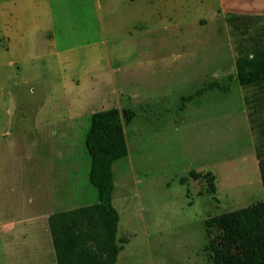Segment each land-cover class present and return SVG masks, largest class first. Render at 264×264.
I'll use <instances>...</instances> for the list:
<instances>
[{
	"label": "rangeland",
	"instance_id": "obj_1",
	"mask_svg": "<svg viewBox=\"0 0 264 264\" xmlns=\"http://www.w3.org/2000/svg\"><path fill=\"white\" fill-rule=\"evenodd\" d=\"M170 1L49 0L57 31L52 47L44 38L25 53H0V264H44L30 262L29 248L20 245L23 233L26 242L44 237L37 228L41 157L66 161L73 182L79 166V195L89 194L86 202L70 206L62 198L59 209L93 204L98 196L85 173L91 157L83 126L89 127V116L62 141L61 129L33 128L32 117L42 107L62 112L71 103L84 104L91 114L113 108L135 112L131 124L123 119L130 157L113 167L119 178L114 205L121 217L116 264H215L207 219L264 202L254 166L264 156V79L242 86L249 131L236 113L240 84L231 83L238 71L264 66V17L228 18L238 71L223 82L221 66L231 57L225 39L211 40L222 45L221 63L209 62L215 58L210 52L184 48L185 39L165 40L166 33L201 31L195 19L212 18L202 5L213 0H188L183 8ZM172 10L170 21L184 16L185 22L167 29ZM210 20L208 31L226 32L221 18ZM209 81L230 87L228 95L185 100ZM214 148L217 161L210 159ZM119 163L127 169L121 171Z\"/></svg>",
	"mask_w": 264,
	"mask_h": 264
},
{
	"label": "crops",
	"instance_id": "obj_2",
	"mask_svg": "<svg viewBox=\"0 0 264 264\" xmlns=\"http://www.w3.org/2000/svg\"><path fill=\"white\" fill-rule=\"evenodd\" d=\"M128 1L134 2L136 0H128ZM190 3L191 2L188 0H181V1L171 0L169 6L171 5L172 7H177L180 5L183 8L188 6ZM202 6H204L205 8H210L212 12L211 14L212 18H208L206 16L196 17L195 24L197 26L199 25V27L202 29L201 31L190 33V31L179 30V32H177L176 34L166 33L165 40L176 39L179 42L180 39L181 40L185 39L180 42V44L183 45L184 48L186 49L188 48V50L195 48L194 50H192L193 52L200 50H202L204 53L210 52V54L215 56V58L214 59L211 58L208 61L211 62L213 60L214 62H216L217 59L218 62L220 61L219 63H221V60L219 59L220 57L217 56L221 54L222 45L216 41H211V40H216L218 38L225 39L223 44L228 45L230 49L229 54L231 56L229 58V62L226 61L225 63L227 64L221 66L223 67V72L220 74L222 77V81L225 82L226 80H229V77H231L232 73L235 72L237 73L238 71V60H237L238 58H237V50H236L237 48L236 45L233 43L232 35L230 32V26L227 20L231 16L264 17V0H213L212 3L207 2ZM180 11L181 14L184 12V10H180ZM175 14L176 12L173 10L170 13H168L169 17H168L167 29L174 26L178 27V25H183V23L185 22L184 16H182V19L181 17L178 18V16H175L174 19L176 18V20L170 21L172 20ZM52 16L53 13L51 10V5L49 0H0V53L5 55L13 54L17 52L25 53V50L27 48L30 47L33 49L39 46L41 43H44V41L39 42L35 40H44V38H47L46 44L52 47L53 41L57 37L56 35L57 31H55L56 25L53 23ZM216 18H221L222 22L224 23V28L226 29L225 33L221 31L210 32L207 30L211 22L210 19H216ZM223 33L226 35L225 37L222 36ZM27 39H30L28 43L25 41ZM213 44L214 45L218 44V46H212ZM79 82L80 81H77V84ZM215 82L216 81H209L204 86H207L209 83H215ZM232 82H238L240 84V82L238 80H235V78L233 81H231V83ZM220 86L221 88L214 87L212 89L205 91L200 96L215 93L214 96L209 95L208 99L210 100L221 99V97L216 96L217 95L216 93L226 96L230 91V87L224 90L222 89L224 85H220ZM239 95H240L241 106L238 109L239 111H237L236 113L239 114L240 112L242 123H244L246 129L249 131L241 84L239 88ZM192 100H194V98L191 99L190 101ZM86 108L87 107L84 104L74 106V104L71 105L70 103L68 111L66 110L62 112L61 111L44 112L42 107L32 117L33 128L36 129L37 131L41 130V132L42 129H44V127L46 128L54 127L61 129L62 136L58 139L64 141L67 139L68 134L72 132L71 130L77 132L78 130L81 129L79 120H82L83 118L89 116L90 118L89 127L83 126L84 129L83 136L85 135V139H84L85 140L84 143H85L86 136L91 127V118L92 115L94 114V113L93 114L86 113L87 112ZM10 115H12V117L15 116V112L11 111ZM44 119H47L48 121L46 122L42 121ZM11 124L13 127V122L11 123L9 122V126H11ZM124 132L126 135L125 127H124ZM68 139L70 140L71 137H68ZM126 141H127V135H126ZM69 144L72 143L69 141ZM127 147H128V155L120 160L129 159L130 149L128 146V142H127ZM72 148L73 146L71 145L70 149ZM56 149L57 146L53 145L52 148V154L54 153L53 155H55ZM212 151L213 153L210 159L217 161L216 148H214ZM45 153H46V148H45ZM62 158L65 157L62 155ZM65 162L66 161H61V163L58 164L57 159L50 157L47 160L46 156H43L38 160L39 183L41 182V196L39 203L42 212H41V216L38 217L41 218L40 219L41 221L38 222L37 228L38 230H41V232L44 231V237L42 240L39 241L36 240V242L35 241L26 242V237L24 238L25 234L23 233V237L21 238L23 241H21L20 245L29 248L28 250H26V252L28 253L27 256L30 262L34 261L40 263V261L42 260V262L46 264L48 261L52 262L55 260V263L57 264L55 250H54L52 236L48 222L49 217L52 214L69 211L79 207L93 205L98 203L99 201V197L97 196L96 199V194H95L93 199L95 201L93 204L87 203L86 205L76 206L70 209H59V206L62 205V202H60L62 198L66 200L64 204H68V206H70L72 204H75L74 202H77V200H85L86 202L88 198L87 196L89 195L88 192L86 191H82L81 192L82 194L79 195L78 178H77V173H78L77 170L79 166H77V170H75L74 172L76 177L73 182L71 175H69V173L71 174V172L66 171L67 165H65ZM115 163L113 164V167ZM118 165L119 166L117 167L118 168L121 167V171L123 170L125 171L127 169L126 165L120 163ZM254 166H256L259 171V161L254 160ZM90 170H91V160L89 162V165H87L85 168V173L87 174V178L89 182H90L89 179ZM210 174L214 176V179L216 181L215 175L212 172H210ZM113 175H114V191H113V205H114L115 193L117 189L116 182H118L117 179L119 180V178L115 176L114 170H113ZM64 187H65L64 189L65 195L63 196L61 194V191L63 190ZM95 189L97 190V188ZM90 193H92V191H90ZM48 244H49V250L46 249L47 248L46 246ZM47 255L49 256L48 258ZM23 257L25 258V256Z\"/></svg>",
	"mask_w": 264,
	"mask_h": 264
},
{
	"label": "trees",
	"instance_id": "obj_3",
	"mask_svg": "<svg viewBox=\"0 0 264 264\" xmlns=\"http://www.w3.org/2000/svg\"><path fill=\"white\" fill-rule=\"evenodd\" d=\"M237 79L242 86L264 79V66L254 72L238 71ZM214 87L221 88L209 83L185 100ZM134 118L132 109L121 113L113 108L92 115L85 144L91 157L89 179L99 201L49 217L57 264L117 263L120 215L113 205V164L128 155L123 119L130 124ZM259 171L264 188V156ZM206 228L215 264H264V202L210 217Z\"/></svg>",
	"mask_w": 264,
	"mask_h": 264
}]
</instances>
